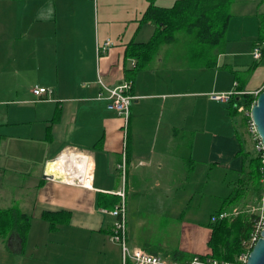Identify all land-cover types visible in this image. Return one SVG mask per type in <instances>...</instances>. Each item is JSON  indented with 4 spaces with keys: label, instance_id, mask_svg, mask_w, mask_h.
Instances as JSON below:
<instances>
[{
    "label": "crops",
    "instance_id": "crops-1",
    "mask_svg": "<svg viewBox=\"0 0 264 264\" xmlns=\"http://www.w3.org/2000/svg\"><path fill=\"white\" fill-rule=\"evenodd\" d=\"M175 2L155 0L162 7ZM148 6V0H0V178L7 181L0 185V209L31 217L23 236L15 228L0 236V264H122L121 247L110 240L114 217L103 211L115 207L107 195L121 201V189L132 247L173 261L174 251L211 252L205 225L219 204L202 221L188 204L194 195L181 193L180 182L197 171L207 179L213 170L237 177L239 151L252 150L254 142L248 134L241 143L229 101L212 94L258 93L264 55L250 71L257 62L254 36L242 52L217 54L215 66L193 67L177 41L161 45L131 76L136 59L127 56L128 44L149 41L156 29L142 20ZM125 81L137 96L127 129L108 100L98 98L105 85ZM37 85L52 91L38 97ZM68 150L90 155V185L44 177L47 163ZM220 177L228 194L233 182ZM166 203L174 206L163 208ZM155 209L160 220L174 210L177 244L159 233L154 238L153 227L161 226L149 221ZM46 212L55 213L54 227Z\"/></svg>",
    "mask_w": 264,
    "mask_h": 264
},
{
    "label": "trees",
    "instance_id": "trees-1",
    "mask_svg": "<svg viewBox=\"0 0 264 264\" xmlns=\"http://www.w3.org/2000/svg\"><path fill=\"white\" fill-rule=\"evenodd\" d=\"M148 1L149 6L142 20L153 22L156 29L149 41L128 44L127 56L136 59L135 66L129 71L131 76L147 66L161 45L177 41L184 44L188 60L193 67L215 66L217 54L222 52L227 42L228 24L232 16L229 7L233 0H176L170 7L157 6L155 0ZM262 43H264V12L259 19L255 45ZM263 55L264 47L261 58ZM261 58L256 59L257 62L249 68L250 71L259 64ZM241 88L244 89V85H241ZM263 89L258 93L233 94L229 100L230 111L234 115L241 113L238 111V106L241 105L250 109ZM246 120L249 118L246 117ZM238 137L243 143V137ZM239 154L243 161L242 169L237 172L231 191L221 198L218 208L210 215L207 223L212 235L209 241L211 252L206 254L231 261L244 250V241L250 238L258 213L247 209L242 210L238 215L215 221L212 220V216L239 204H245L244 199L248 193L252 194L258 206L264 194V152L257 151L255 147L252 150H245L242 146ZM107 196L111 197L109 205L115 206L117 195ZM45 216L51 221V226L57 224L54 212H46ZM30 222L29 214L12 207L2 208L0 236L6 235L14 228L23 236ZM192 256L181 251L173 253V259L180 262H186Z\"/></svg>",
    "mask_w": 264,
    "mask_h": 264
},
{
    "label": "built area",
    "instance_id": "built-area-1",
    "mask_svg": "<svg viewBox=\"0 0 264 264\" xmlns=\"http://www.w3.org/2000/svg\"><path fill=\"white\" fill-rule=\"evenodd\" d=\"M111 44L110 41L105 43L104 49ZM264 43L257 44L253 48V57L255 59H260L262 56ZM133 84L130 81H125L124 83L115 86H104L103 89L99 92V99H107L109 109L115 111L123 119V126L127 129L131 116V106L133 100L137 98L136 95L132 93ZM52 90L46 86H35L33 88V93L38 97L45 95ZM242 94L244 91H230L227 93H213L212 98L219 101H229L233 94ZM238 111L244 113L248 118L249 130L254 142V147L259 152H264L263 141L257 131L256 125L251 116V108L246 109L243 105L238 106ZM75 154V158L83 160L88 158L91 160L89 154L81 152L68 150L63 151L59 157L67 154ZM69 161L75 163L72 159L69 158ZM92 161V160H91ZM73 167V166H72ZM76 170L80 171L81 165L74 164ZM121 167L125 168L124 163ZM91 180H92V171H91ZM69 181V180H68ZM75 184L86 185L83 179L80 176L74 178L73 181H70ZM120 196L121 201L115 205L113 209H104V212L109 213L114 217L112 231L110 233V240L119 244L121 247L122 254V264H246L250 251L253 248L254 244L261 237V232L264 228V194L261 201L259 202L255 212L258 213V218L254 222L253 230L251 236L248 240L244 241V250L236 257L235 260L220 259L212 255L207 254H194L191 259L186 262L173 261L169 260L161 255L151 253L144 248L132 247L128 241V224H127V202H126V191L121 189L117 192ZM241 209L233 208L231 211H221L212 216V220L224 219L227 217L235 216L241 213Z\"/></svg>",
    "mask_w": 264,
    "mask_h": 264
},
{
    "label": "rangeland",
    "instance_id": "rangeland-1",
    "mask_svg": "<svg viewBox=\"0 0 264 264\" xmlns=\"http://www.w3.org/2000/svg\"><path fill=\"white\" fill-rule=\"evenodd\" d=\"M229 7V13L232 14L229 24H228V30H227V42L223 48L222 51L225 52L226 48L229 52L231 51H239L242 52L246 49L247 44L253 39L254 36L257 37L256 34H258L259 31V19L261 16V13L264 12V0H233V2L230 4ZM185 49V58L188 60L187 56V50ZM223 53V52H222ZM224 60L229 61L231 59V56L228 55L226 57H223ZM264 88V85L261 87ZM228 109L229 105H228ZM233 120L235 122V128L238 136H242L243 138L248 137V134L251 135L249 130V123L248 120H246V115L244 113H238L236 115H232ZM216 170H213L212 172L206 173L210 179L199 177V172L190 173L187 175L186 179H183L181 183V189L180 192L190 195H194V198L192 200V203H188L189 207H196L198 210L197 212L201 215V220H207L209 217V214L215 210V208L220 204L221 198L224 194H227V187L220 185V176L226 177L228 183H231L235 181V178L233 177L232 172L225 173L222 171L215 173ZM194 174V175H193ZM205 172H202V176H204ZM211 176V177H210ZM34 178L27 179V183L30 181H33ZM36 180V179H35ZM12 182H17V180H11ZM4 182H7L5 179L0 178V185ZM226 183V182H225ZM234 185V184H233ZM231 184V188L233 187ZM5 186V185H4ZM230 188V189H231ZM229 189V190H230ZM229 192V191H228ZM225 196V195H224ZM169 200H171L172 197H174L173 194H169ZM245 200V204H239L235 206L234 208L241 209L243 211L250 209L252 211H256V200L252 196V194L248 193ZM119 202V201H118ZM187 201H185V204ZM167 205L163 208H172L174 205L178 206L182 202H178L171 207H168ZM169 204H172L170 202ZM259 204V202H258ZM233 209V208H232ZM232 209L228 210L231 211ZM165 211V210H164ZM163 211V212H164ZM226 211V210H225ZM129 205L127 203V219L129 217ZM189 212V211H186ZM158 209L151 211V219L149 221H154L156 223L161 221V226H154L156 232L155 237H157V234H162V239L164 242H169L170 245L177 244V238H178V228L174 224L178 222L177 219H175L174 210L168 209V212L162 217V219H158ZM172 215V216H170ZM206 227H209L207 224ZM152 228V227H151ZM161 228V230H160ZM210 228V227H209ZM160 232H157L159 231Z\"/></svg>",
    "mask_w": 264,
    "mask_h": 264
},
{
    "label": "water",
    "instance_id": "water-1",
    "mask_svg": "<svg viewBox=\"0 0 264 264\" xmlns=\"http://www.w3.org/2000/svg\"><path fill=\"white\" fill-rule=\"evenodd\" d=\"M251 116L264 144V89L258 94L256 101L251 107ZM58 158L59 156L47 163L44 170V177L58 181H65L66 178L63 174L53 171L51 168V164ZM246 264H264V228L261 232V237L251 249Z\"/></svg>",
    "mask_w": 264,
    "mask_h": 264
},
{
    "label": "bare ground",
    "instance_id": "bare-ground-1",
    "mask_svg": "<svg viewBox=\"0 0 264 264\" xmlns=\"http://www.w3.org/2000/svg\"><path fill=\"white\" fill-rule=\"evenodd\" d=\"M69 158L72 159L75 163L69 161ZM57 162V164H56ZM56 164L57 169H53L52 165ZM74 164L81 165L80 171L76 170ZM91 160L88 158H84L83 160H79L75 158V154H65L56 159L54 163L51 164V168L53 171H57L63 174L66 180L73 181L74 178L80 176L81 179L87 184H91V171H90ZM54 166V165H53ZM73 166V167H72ZM55 167V166H54Z\"/></svg>",
    "mask_w": 264,
    "mask_h": 264
}]
</instances>
